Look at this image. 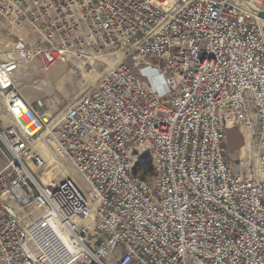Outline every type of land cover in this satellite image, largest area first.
Returning a JSON list of instances; mask_svg holds the SVG:
<instances>
[{"label":"built area","instance_id":"1","mask_svg":"<svg viewBox=\"0 0 264 264\" xmlns=\"http://www.w3.org/2000/svg\"><path fill=\"white\" fill-rule=\"evenodd\" d=\"M1 19L32 37L0 30V264H264V0H0ZM57 64L91 84L60 120L18 86ZM45 146L89 189L50 180Z\"/></svg>","mask_w":264,"mask_h":264},{"label":"rangeland","instance_id":"2","mask_svg":"<svg viewBox=\"0 0 264 264\" xmlns=\"http://www.w3.org/2000/svg\"><path fill=\"white\" fill-rule=\"evenodd\" d=\"M0 30L3 33L12 34L16 37H32L29 26H25L23 30L10 26L4 19L0 20ZM97 71L102 72L103 67L98 64ZM42 79L51 80L54 83V94L41 98L36 97L38 94L33 88L29 87L30 84H39ZM90 81H94L91 76ZM40 80V81H39ZM97 81V79L95 80ZM91 84L86 81L83 75H72L68 70V65L57 64L50 70H43L39 65L36 69L33 68L18 82V86L22 93L26 95L31 103L41 107L43 112L50 113L55 119L60 120L64 110L76 98H80ZM35 95V97L31 95ZM35 99V100H34ZM47 151V165L45 171L50 180L61 181L64 178L73 177L72 179L83 189L88 190L87 182L76 171V169L68 162L62 161L50 148L45 147ZM8 159L5 155L3 147L0 144V172L7 166Z\"/></svg>","mask_w":264,"mask_h":264},{"label":"water","instance_id":"3","mask_svg":"<svg viewBox=\"0 0 264 264\" xmlns=\"http://www.w3.org/2000/svg\"><path fill=\"white\" fill-rule=\"evenodd\" d=\"M226 139L228 154L230 157H234L235 155L240 154L246 146L243 134L236 128L227 129ZM138 156L143 161L149 160V154L147 152L140 153L138 154Z\"/></svg>","mask_w":264,"mask_h":264},{"label":"bare ground","instance_id":"4","mask_svg":"<svg viewBox=\"0 0 264 264\" xmlns=\"http://www.w3.org/2000/svg\"><path fill=\"white\" fill-rule=\"evenodd\" d=\"M3 33H0V40H3V38L1 37ZM4 35V34H3ZM5 38L8 40L7 42L10 43L11 42V39L9 37H7L5 35ZM40 81V80H39ZM29 87L33 88L35 91H37L38 94L36 97L38 98H41L43 97L44 95H47V96H50L52 94H54L55 92V87H54V83L51 81V80H48V79H42L39 84H30L28 85ZM24 94V93H23ZM31 95V94H30ZM33 97H35V95H31ZM24 97L31 103V100H29V98L24 95ZM35 100V99H34ZM45 147H48L50 148L49 146H45ZM45 147H44V150H45ZM51 149V148H50ZM52 150V149H51ZM56 154V153H55ZM57 155V154H56ZM73 178V177H71Z\"/></svg>","mask_w":264,"mask_h":264},{"label":"crops","instance_id":"5","mask_svg":"<svg viewBox=\"0 0 264 264\" xmlns=\"http://www.w3.org/2000/svg\"><path fill=\"white\" fill-rule=\"evenodd\" d=\"M1 37L3 38L4 41H8V40L5 38V35L2 34ZM32 70H33V68H32Z\"/></svg>","mask_w":264,"mask_h":264}]
</instances>
